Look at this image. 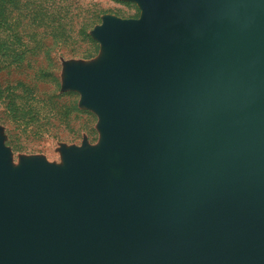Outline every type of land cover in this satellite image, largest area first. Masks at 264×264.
Returning a JSON list of instances; mask_svg holds the SVG:
<instances>
[{"label": "water", "instance_id": "95a60500", "mask_svg": "<svg viewBox=\"0 0 264 264\" xmlns=\"http://www.w3.org/2000/svg\"><path fill=\"white\" fill-rule=\"evenodd\" d=\"M133 1L68 66L100 143L0 135V264H264V0Z\"/></svg>", "mask_w": 264, "mask_h": 264}, {"label": "rangeland", "instance_id": "374dc122", "mask_svg": "<svg viewBox=\"0 0 264 264\" xmlns=\"http://www.w3.org/2000/svg\"><path fill=\"white\" fill-rule=\"evenodd\" d=\"M141 13L133 0H0V135L14 165L63 164V149L100 143V116L67 86L68 66L100 57L104 16Z\"/></svg>", "mask_w": 264, "mask_h": 264}]
</instances>
